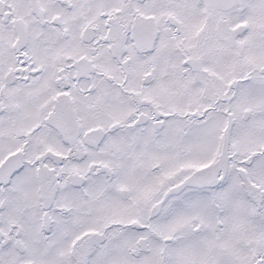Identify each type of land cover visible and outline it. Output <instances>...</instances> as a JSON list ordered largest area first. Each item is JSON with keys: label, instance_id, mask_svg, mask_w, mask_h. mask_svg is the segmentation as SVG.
I'll list each match as a JSON object with an SVG mask.
<instances>
[{"label": "snow or ice", "instance_id": "1", "mask_svg": "<svg viewBox=\"0 0 264 264\" xmlns=\"http://www.w3.org/2000/svg\"><path fill=\"white\" fill-rule=\"evenodd\" d=\"M0 264H264V0H0Z\"/></svg>", "mask_w": 264, "mask_h": 264}]
</instances>
